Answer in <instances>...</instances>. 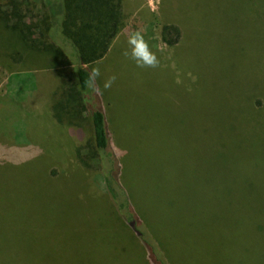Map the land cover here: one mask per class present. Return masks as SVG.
<instances>
[{"label":"rangeland","instance_id":"1","mask_svg":"<svg viewBox=\"0 0 264 264\" xmlns=\"http://www.w3.org/2000/svg\"><path fill=\"white\" fill-rule=\"evenodd\" d=\"M12 10L29 31L24 43L0 20V264H150L71 137H89V116L41 36L45 8L0 0L9 25ZM121 15L86 68L135 212L166 264H264V0H121ZM135 32L157 67L124 55Z\"/></svg>","mask_w":264,"mask_h":264},{"label":"trees","instance_id":"2","mask_svg":"<svg viewBox=\"0 0 264 264\" xmlns=\"http://www.w3.org/2000/svg\"><path fill=\"white\" fill-rule=\"evenodd\" d=\"M40 1L46 11L41 36L49 37L57 47L60 56L55 63L72 68L76 89L71 92L75 96L76 108L81 114L89 116V137L85 139L83 131L74 128L70 129L71 137L76 140L77 145L83 143L81 146L89 149V155L101 173L105 191L121 219L144 246L149 263L166 264L148 227L135 212L129 193L125 194L127 190L121 183L122 168L119 156L112 147L101 96L86 68L105 56L110 43L121 29V0ZM11 13L14 24L9 25L10 18L4 11H0V20L6 28L18 32L24 43H28L24 28L29 29L27 25L24 26L23 15L15 10ZM179 38L180 31L176 26L164 25L161 28L163 44L173 46L178 43ZM40 45L47 48L42 43ZM71 99L74 98L71 96ZM82 163L87 166L86 162Z\"/></svg>","mask_w":264,"mask_h":264},{"label":"clouds","instance_id":"3","mask_svg":"<svg viewBox=\"0 0 264 264\" xmlns=\"http://www.w3.org/2000/svg\"><path fill=\"white\" fill-rule=\"evenodd\" d=\"M128 44L130 45V52L125 51L124 55L133 59L139 67H157L159 60L154 52L151 51L148 42L144 39V36L140 32L133 33L128 38ZM93 74L99 76V69H94ZM112 77L110 80H114ZM106 87H110V82H107Z\"/></svg>","mask_w":264,"mask_h":264}]
</instances>
